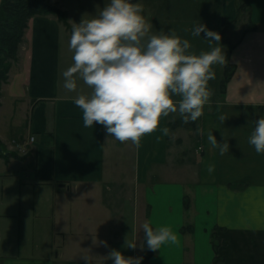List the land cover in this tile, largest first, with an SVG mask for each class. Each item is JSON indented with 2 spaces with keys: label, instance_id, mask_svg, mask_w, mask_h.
Returning a JSON list of instances; mask_svg holds the SVG:
<instances>
[{
  "label": "crops",
  "instance_id": "1",
  "mask_svg": "<svg viewBox=\"0 0 264 264\" xmlns=\"http://www.w3.org/2000/svg\"><path fill=\"white\" fill-rule=\"evenodd\" d=\"M67 1L51 0L69 25L52 13L28 19L1 87L0 142L26 155L0 157V264H84L90 252L103 264L112 247L143 255L141 264H264V153L248 143L264 115V0H225L226 17L243 8L251 27L230 48L219 96L196 121L162 116L169 133L158 127L139 146L98 122L86 127L73 97L91 88L82 79L76 91L63 86L72 24L81 19ZM143 10L153 21L156 12ZM211 129L230 151L211 146ZM145 219L177 240L148 254L124 247L126 235L143 238Z\"/></svg>",
  "mask_w": 264,
  "mask_h": 264
},
{
  "label": "clouds",
  "instance_id": "2",
  "mask_svg": "<svg viewBox=\"0 0 264 264\" xmlns=\"http://www.w3.org/2000/svg\"><path fill=\"white\" fill-rule=\"evenodd\" d=\"M202 32L212 47L199 52L191 51V41L174 31L152 32L140 0H105L92 16L83 15L72 24L69 48L73 63L62 76L67 90L76 91L80 79L91 88L90 93L81 91L73 97L83 110L84 125L98 122L117 140H131L139 146L142 137L158 127L169 133L166 125H160L162 116L178 112L185 123L196 121L211 96L208 85L215 78L213 65L224 64L227 58L222 34L204 22L195 24L192 35L201 36ZM218 119L226 117L221 114ZM213 129L207 136L211 146L221 154L230 151L229 140H219ZM248 143L264 153V115L254 120ZM206 167L212 173L215 163ZM141 228L144 235L139 243L126 235L124 247L156 250L177 240L172 228L154 226L149 219ZM93 242L108 245L97 236ZM80 257L84 264H95L92 252ZM103 257V264L109 259L112 264H141L144 259L143 255H125L115 247Z\"/></svg>",
  "mask_w": 264,
  "mask_h": 264
},
{
  "label": "rangeland",
  "instance_id": "3",
  "mask_svg": "<svg viewBox=\"0 0 264 264\" xmlns=\"http://www.w3.org/2000/svg\"><path fill=\"white\" fill-rule=\"evenodd\" d=\"M45 1L57 8L60 14L63 15L60 16L61 18L59 20L69 25L65 12L54 5L51 0ZM64 1L68 2L67 0ZM140 2L143 4L146 13L152 14L156 12L155 16L153 14L155 17L154 20L149 21L152 32L158 33L161 30L174 31L181 37H186L191 41V51L199 52L212 47L203 37L205 36L204 32L201 33V36L192 35L194 25L199 22L206 23L208 27L218 30L222 34L221 43L224 45V51L226 53L239 39L243 30L251 27V25L244 24L245 16L241 14L243 8L237 9L235 18L230 19L226 17L227 10L224 8L225 0H140ZM69 4L78 17L82 18L84 15L87 18L102 8L105 0H73ZM241 7H243V4H241ZM225 64L226 62L224 64L213 65L216 74L215 78L209 80L208 86L211 90L210 98L219 96V91H221L223 85L222 79L224 77ZM177 114L179 113L177 112ZM5 149L8 150L6 147ZM21 152L23 153H12L17 154L18 157L26 155V149L21 150ZM11 157L13 156L1 158L7 160L11 159Z\"/></svg>",
  "mask_w": 264,
  "mask_h": 264
},
{
  "label": "trees",
  "instance_id": "4",
  "mask_svg": "<svg viewBox=\"0 0 264 264\" xmlns=\"http://www.w3.org/2000/svg\"><path fill=\"white\" fill-rule=\"evenodd\" d=\"M55 14L63 16L60 11L45 0H2L0 4V96L1 86L7 80L11 61L16 60L18 45L23 37L28 19L35 14ZM232 47V46H231ZM230 47V48H231ZM230 49L227 51V58ZM231 64L227 61L224 67L222 83L225 84L231 75ZM1 105V102H0ZM17 157L5 149L0 142V157ZM148 253L150 249H147Z\"/></svg>",
  "mask_w": 264,
  "mask_h": 264
},
{
  "label": "water",
  "instance_id": "5",
  "mask_svg": "<svg viewBox=\"0 0 264 264\" xmlns=\"http://www.w3.org/2000/svg\"><path fill=\"white\" fill-rule=\"evenodd\" d=\"M1 1H2V0H0V4H1Z\"/></svg>",
  "mask_w": 264,
  "mask_h": 264
},
{
  "label": "built area",
  "instance_id": "6",
  "mask_svg": "<svg viewBox=\"0 0 264 264\" xmlns=\"http://www.w3.org/2000/svg\"><path fill=\"white\" fill-rule=\"evenodd\" d=\"M31 139H33V137H31Z\"/></svg>",
  "mask_w": 264,
  "mask_h": 264
}]
</instances>
